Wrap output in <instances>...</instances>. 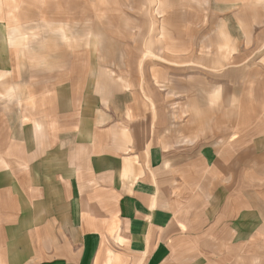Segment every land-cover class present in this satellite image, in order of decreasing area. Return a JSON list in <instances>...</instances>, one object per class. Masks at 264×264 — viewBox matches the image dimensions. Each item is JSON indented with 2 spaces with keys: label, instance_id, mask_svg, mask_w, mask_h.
Wrapping results in <instances>:
<instances>
[{
  "label": "crops",
  "instance_id": "crops-1",
  "mask_svg": "<svg viewBox=\"0 0 264 264\" xmlns=\"http://www.w3.org/2000/svg\"><path fill=\"white\" fill-rule=\"evenodd\" d=\"M31 1L58 22L95 6L126 30L48 51L47 78L20 80L34 109L18 118L38 125L18 123L19 153L0 156V264H264V63L247 84L231 70L252 64L216 75L200 58L216 37L221 54L263 55L264 0H213L202 21L198 0H146L153 48L127 45L142 0Z\"/></svg>",
  "mask_w": 264,
  "mask_h": 264
},
{
  "label": "rangeland",
  "instance_id": "rangeland-1",
  "mask_svg": "<svg viewBox=\"0 0 264 264\" xmlns=\"http://www.w3.org/2000/svg\"><path fill=\"white\" fill-rule=\"evenodd\" d=\"M7 1H10V3L7 2L5 4L0 0V129L4 130L0 131V156L5 148L6 158L8 159L13 158L15 153H19L13 151V148H17V143L14 141L18 136L17 124L29 121L30 124L33 122L35 127L38 125V120L35 118L22 120L18 118L21 115L20 112H29L34 109L33 103L21 101L26 98L29 92L26 91L24 83L20 80L30 73H33L34 79L45 80L47 74H41V71H36V64H45L48 61V51H54L55 48L59 51L64 47H93L103 41L100 36L95 35L102 32L103 28L111 32L118 27V31L125 32L126 17L119 16L120 19L113 22L111 21V16H108L110 19L105 26L101 23L102 17H96L102 10L93 6L92 8L86 7L84 12L86 20L84 23H79L78 19H76V22L73 19L64 22H58L56 21L57 19L50 21L45 19L48 17L47 14L33 7L31 0H28L30 2L25 3L23 7L15 6L12 0ZM142 3H144L145 7L137 8L139 10L138 13L134 11L139 15L140 19L135 22L136 31L132 33L133 40H131L133 42H128L127 45L150 46L152 48L164 45V40L157 37L161 23L159 22V7L154 6L152 2L151 6H149L146 4V0H142ZM166 5L168 7L167 2H165V7ZM212 6L213 0H198L197 14L200 21L210 19L209 15H211ZM60 7H58L59 11H61ZM122 9L119 12L120 15L126 14L128 11L130 13L133 12L132 8L125 7ZM173 10L175 9H171V11ZM51 13L53 15L57 14V9L54 8ZM73 15L75 14L71 12V16ZM170 25L173 24L163 23L161 30L164 32ZM200 25H206V23H200ZM228 41L227 38L216 37L214 53L201 55L200 58H203L204 62L215 63L216 75L219 72L218 69L224 68V63H231V66H234L237 62L252 64L250 66L247 65V68L241 67L231 70V78L248 79L247 84H252L250 78H253V76H250V74L254 72L252 69L255 64L264 63V54L246 55V57L221 54L220 52L223 51L222 47H220L222 46L221 44L228 43ZM206 42H209L210 47H213L211 40H199L201 46H206ZM230 45H232V42ZM36 52L38 53L36 54ZM62 52L61 50L60 53ZM50 56V61H52V55ZM64 56L66 57V55H60L58 58L64 59ZM241 57L243 60H241ZM57 63L58 61H56V66ZM114 70V67L108 66L107 70L104 69L101 72L102 78L107 79L108 77L117 76ZM55 73L58 77L60 72L56 71Z\"/></svg>",
  "mask_w": 264,
  "mask_h": 264
}]
</instances>
